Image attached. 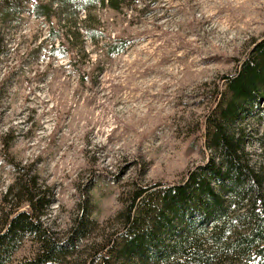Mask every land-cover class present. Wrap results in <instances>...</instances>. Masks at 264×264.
Listing matches in <instances>:
<instances>
[{
	"label": "rangeland",
	"instance_id": "obj_1",
	"mask_svg": "<svg viewBox=\"0 0 264 264\" xmlns=\"http://www.w3.org/2000/svg\"><path fill=\"white\" fill-rule=\"evenodd\" d=\"M9 2L0 0V225L24 168L48 195L41 222L58 243L72 237L86 210L94 222L63 264H101L97 250L119 231L135 186L181 183L209 157L205 117L221 77L264 38V0H122L119 12L96 6L102 36L97 44L84 39L87 55L83 39L60 44L57 12L53 28L36 18V4L48 0ZM119 42L126 48L108 55ZM261 120L236 126L256 169L264 168ZM244 231L230 229L224 255L211 249L203 254L212 258L191 264H254L230 247ZM34 249L26 240L15 258ZM123 261L112 264H141Z\"/></svg>",
	"mask_w": 264,
	"mask_h": 264
},
{
	"label": "trees",
	"instance_id": "obj_2",
	"mask_svg": "<svg viewBox=\"0 0 264 264\" xmlns=\"http://www.w3.org/2000/svg\"><path fill=\"white\" fill-rule=\"evenodd\" d=\"M121 1L48 0V4H36L35 15L53 28L51 17L57 12L60 44L73 45L83 39L79 47L87 55L85 40L97 44L102 36L92 9L98 6L119 12ZM119 43L115 50L117 44L106 47L108 55L126 48ZM221 81L222 89H216L214 105L205 117L209 157L181 183L135 186L119 215V231L97 250L102 254L101 264H112L114 259L141 264L207 261L213 253H203H211V249L224 255L231 241L226 240L228 232L238 226L245 231L230 243L236 256L251 255L254 264H264V168H254L245 158L244 134L236 128L247 118L261 117L264 122V38L254 42L236 71L222 76ZM16 173L6 194L14 204L0 225V264H63L75 249L73 242L85 238L94 222L86 210L72 228V237L58 243L41 222L50 203L46 191L24 168ZM26 240L35 249L29 257L17 260L15 255Z\"/></svg>",
	"mask_w": 264,
	"mask_h": 264
}]
</instances>
